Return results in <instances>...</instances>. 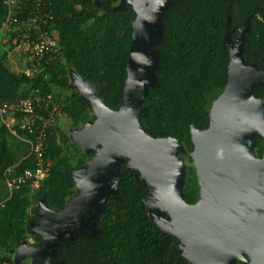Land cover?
<instances>
[{"label": "trees", "instance_id": "1", "mask_svg": "<svg viewBox=\"0 0 264 264\" xmlns=\"http://www.w3.org/2000/svg\"><path fill=\"white\" fill-rule=\"evenodd\" d=\"M50 9L51 29L58 35L56 53L32 60L28 66L31 75L13 71L6 54L0 53V103L27 98L35 91L50 94L72 126L79 128L94 118L84 99L74 92L68 94L70 73L96 86L106 106L117 110L135 13L129 5L122 6L121 0H52ZM5 15L0 0V24ZM161 22L162 34L154 47L158 56L156 83L142 105L140 124L153 138L170 137L192 151L191 127L199 131L208 128L210 107L226 85V36L234 42L235 36L247 29L243 59L257 68L264 64V0H171ZM254 94L264 98V83L255 86ZM69 144L64 133L52 128L46 144L50 161L47 178L37 189L23 187L8 198L4 170L18 163L17 169L22 171L31 163L29 146L16 142L0 124V263L13 264L16 249L26 239L28 223L38 222V200L45 197L50 210L60 211L73 197L71 172L93 153L85 155L74 147L72 154L66 155ZM254 149L260 157L263 140L258 136ZM190 189L184 198L187 203L197 198V186ZM147 194L139 174L122 165L117 192L106 200L95 237L81 234L69 240L62 236L52 264H191L181 257L178 240L158 231L148 217L143 202ZM33 239L35 244L40 241L38 236Z\"/></svg>", "mask_w": 264, "mask_h": 264}, {"label": "water", "instance_id": "2", "mask_svg": "<svg viewBox=\"0 0 264 264\" xmlns=\"http://www.w3.org/2000/svg\"><path fill=\"white\" fill-rule=\"evenodd\" d=\"M170 2L121 0L132 8L135 19L117 110L106 106L96 86L70 73L68 88L88 103L94 121L69 131L68 136L85 155L93 156L71 172L76 195L62 210H50L45 197L38 200V222H30L28 231L40 241L29 245L24 240L13 255L15 264L24 259L30 264H52L62 236L69 240L81 234L95 237L106 200L117 192L122 165L138 173L147 186L143 202L155 228L175 237L181 257L191 264H234L235 259L243 260L251 237L253 241L261 239L264 98H257L254 88L264 83V64L257 68L243 59L247 29L228 51L226 85L210 107L208 128L190 129V157L201 187V201L190 205L183 199L184 168L177 157L183 153L182 144L170 137L153 138L140 124L141 108L156 83L158 68L157 52L148 54L147 50L161 37V17ZM229 39L227 35L225 48ZM256 136L263 140L260 158L254 152ZM256 244L252 248L261 261Z\"/></svg>", "mask_w": 264, "mask_h": 264}, {"label": "built area", "instance_id": "3", "mask_svg": "<svg viewBox=\"0 0 264 264\" xmlns=\"http://www.w3.org/2000/svg\"><path fill=\"white\" fill-rule=\"evenodd\" d=\"M6 15L0 24V37L12 34L14 48L32 60L51 58L58 49V35L51 29L52 0H1ZM29 75L28 71L25 72ZM64 113L52 95L35 91L31 96L0 103V124L9 133L27 138L31 167L18 171V163L4 170L8 198L23 187L37 189L47 178L50 161L46 157L48 132ZM3 202L0 203V207ZM0 264H9L1 262Z\"/></svg>", "mask_w": 264, "mask_h": 264}, {"label": "rangeland", "instance_id": "4", "mask_svg": "<svg viewBox=\"0 0 264 264\" xmlns=\"http://www.w3.org/2000/svg\"><path fill=\"white\" fill-rule=\"evenodd\" d=\"M122 4V3H121ZM126 5V4H125ZM122 6H124L123 4H122ZM116 7H119V6H116ZM229 41V40H228ZM156 52V50H155V48L154 47H150V48H148V50H147V52H148V54H150L151 52ZM17 58H19L18 56H16ZM17 58H14V61H17ZM22 63H23V65H25L26 67H27V65L29 64H32V61L30 62V61H28L27 59L25 60V62L24 61H21ZM28 73H29V75H31L32 74V72H30V70L28 71ZM72 92H74V93H76V91H72L71 89H70V92H68V94L70 95V93H72ZM90 113L92 114V112L90 111ZM60 124H61V126H62V128H63V130H65V121L64 120H60ZM83 126V125H82ZM82 126L81 127H79L78 129H81L82 128ZM8 142L10 143V145H12L13 143H12V141H10V139L8 140ZM79 147V146H78ZM183 147V146H182ZM80 150H81V152L83 153V151H82V149L81 148H79ZM72 152H73V149H72V147H70V144L67 146V148H66V150H65V154L66 155H70V154H72ZM192 151H187L184 147H183V153L182 154H178L177 155V157H178V159L181 161V163H182V165H183V168H184V186H183V194H184V198L187 196V191H188V189L189 188H194V187H196L198 184H197V181H198V179H197V175H196V169H195V166H194V163H193V160H192V158L190 157V153H191ZM89 159V158H88ZM73 163H75V160H73ZM196 185V186H195ZM190 189V190H191ZM2 189L0 188V196H2ZM74 195H76L75 194V192H74ZM73 195V196H74ZM69 200V199H68ZM37 206H38V204H37ZM32 227V225H31V223L29 222L28 223V225H27V235H26V239H25V241L29 244V245H36L35 243H34V239H33V236H31L30 235V233H29V231H28V229L29 228H31ZM13 264H15L14 262H13ZM20 264H30V260L29 259H24V260H22L21 262H20Z\"/></svg>", "mask_w": 264, "mask_h": 264}, {"label": "crops", "instance_id": "5", "mask_svg": "<svg viewBox=\"0 0 264 264\" xmlns=\"http://www.w3.org/2000/svg\"><path fill=\"white\" fill-rule=\"evenodd\" d=\"M0 53L6 54L8 67L11 68L16 73H22V72L25 73L29 71V67H28L29 64L26 67L25 65H23L21 61L25 62V60L27 59L28 61L31 62V59L25 56L23 53H21V51H18L17 49L14 48L12 34H7L6 36L0 37ZM16 56H18L19 58H17ZM14 58H17V61H14ZM60 120L65 121V125H66L65 130H63L60 124ZM54 129H56L57 131L61 133H64L69 139V136H68L69 131L73 129H78V127H73L70 119L64 114L62 117L59 118ZM12 138H14L16 142L23 143L28 146L26 137L23 136V137L17 138V137L12 136ZM69 143H70V147H72L73 150H74V147H78V145L71 142L70 139H69Z\"/></svg>", "mask_w": 264, "mask_h": 264}, {"label": "flooded vegetation", "instance_id": "6", "mask_svg": "<svg viewBox=\"0 0 264 264\" xmlns=\"http://www.w3.org/2000/svg\"><path fill=\"white\" fill-rule=\"evenodd\" d=\"M241 34L242 33H240L237 36H235L234 42H231V39H229V41L226 43V45H227L226 46V49L228 51L234 48V44L236 43V40L238 38H240ZM254 152H255V149H254ZM255 154H256V158H260L261 157V156L259 157L256 152H255ZM197 184L198 185H197V198H196V201L193 202V203H187L184 200L187 204L193 205V204L201 201V187H200L198 181H197ZM183 199H184V194H183ZM249 243H250L251 248L249 246L248 252H243V260L235 259L234 264H253V263L256 264V262L253 261L254 260L253 258H256V260L259 261L258 263L264 264V230L262 232V235H261V239L260 240L259 239L258 240H255L254 239V241H253L252 240V237H251ZM253 243H257L255 246H257V249H259L258 251L261 253V261L257 258L258 253L257 252H254V250L252 248ZM259 244L261 245L260 246L261 248H259Z\"/></svg>", "mask_w": 264, "mask_h": 264}]
</instances>
